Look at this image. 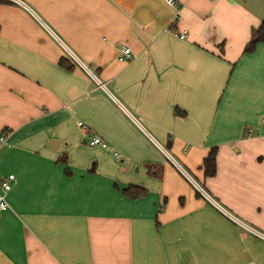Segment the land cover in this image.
<instances>
[{
	"label": "crops",
	"instance_id": "obj_1",
	"mask_svg": "<svg viewBox=\"0 0 264 264\" xmlns=\"http://www.w3.org/2000/svg\"><path fill=\"white\" fill-rule=\"evenodd\" d=\"M19 1L0 0V264H264V43L244 53L264 0Z\"/></svg>",
	"mask_w": 264,
	"mask_h": 264
},
{
	"label": "built area",
	"instance_id": "obj_2",
	"mask_svg": "<svg viewBox=\"0 0 264 264\" xmlns=\"http://www.w3.org/2000/svg\"><path fill=\"white\" fill-rule=\"evenodd\" d=\"M16 3H21L19 0H9ZM166 4L173 6L174 8H178V5L175 0H166ZM179 15V14H178ZM180 39H185L187 37V32H183L182 34L178 35ZM120 61H130L131 60V50L129 48H123L122 50V56L119 58ZM98 85L104 86L100 81L97 82ZM79 126L82 127L83 124L79 123ZM0 142L2 144H6V138L5 136H0ZM88 145L92 148L100 147L102 149H108V144L99 136L94 134H89L88 139ZM185 176L189 178L192 183L196 186V189L198 192L204 196L206 199L212 201L215 204V201L207 194V192L195 181L188 176L186 172H184ZM15 181V176L10 175L3 183H2V190L0 191V211H6L9 209V204L7 201V194L12 191V183ZM246 230L250 233H252L254 236L263 239L264 240V234L258 232L257 230H254L253 228H246Z\"/></svg>",
	"mask_w": 264,
	"mask_h": 264
},
{
	"label": "trees",
	"instance_id": "obj_3",
	"mask_svg": "<svg viewBox=\"0 0 264 264\" xmlns=\"http://www.w3.org/2000/svg\"><path fill=\"white\" fill-rule=\"evenodd\" d=\"M263 43H264V19L261 22L256 34L246 46L244 53L246 55L253 54L257 50L258 46ZM67 63L68 62L64 60L61 62V65L65 68H69L67 67L68 66ZM216 155H217V149L214 148L210 151L209 155L204 160L203 166H204V173L206 177H213L216 174ZM64 161L65 159H62L60 162H64ZM158 171H161V170L158 169ZM158 171H156L154 175L161 178V174H159ZM66 174L70 176V171L67 170ZM123 194L124 196L130 199L137 200V199L145 197L147 195V191L137 186H130L123 191Z\"/></svg>",
	"mask_w": 264,
	"mask_h": 264
}]
</instances>
